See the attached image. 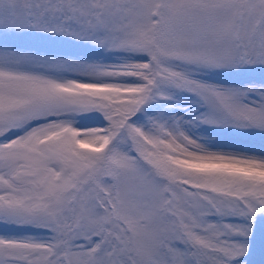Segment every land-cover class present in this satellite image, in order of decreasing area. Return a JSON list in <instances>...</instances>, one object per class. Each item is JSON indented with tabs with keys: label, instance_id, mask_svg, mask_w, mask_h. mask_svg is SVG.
Segmentation results:
<instances>
[{
	"label": "snow or ice",
	"instance_id": "obj_1",
	"mask_svg": "<svg viewBox=\"0 0 264 264\" xmlns=\"http://www.w3.org/2000/svg\"><path fill=\"white\" fill-rule=\"evenodd\" d=\"M0 264H264V0H0Z\"/></svg>",
	"mask_w": 264,
	"mask_h": 264
}]
</instances>
